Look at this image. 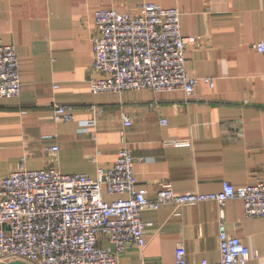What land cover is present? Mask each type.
I'll list each match as a JSON object with an SVG mask.
<instances>
[{
	"label": "crops",
	"instance_id": "1",
	"mask_svg": "<svg viewBox=\"0 0 264 264\" xmlns=\"http://www.w3.org/2000/svg\"><path fill=\"white\" fill-rule=\"evenodd\" d=\"M141 3L177 8L182 35L198 37L185 50L186 71L212 78L213 87L199 82L189 95L91 91L89 80L99 76L90 68L92 15L134 12ZM257 42H264V0H0V45L16 48L21 84L19 96L0 97V177L22 162L28 170L52 166L94 178L126 147L149 200L166 185L181 195L218 192L225 181L234 188L264 181V53L252 48ZM56 106H71L73 120L54 121ZM91 119L94 125H82ZM51 146L55 157L46 153ZM223 213L228 233L250 251L247 264H264V217L247 218L239 199L226 201ZM141 219L145 248L128 245L117 264H173L180 244L189 264L219 261L216 203L164 204L143 210Z\"/></svg>",
	"mask_w": 264,
	"mask_h": 264
},
{
	"label": "built area",
	"instance_id": "2",
	"mask_svg": "<svg viewBox=\"0 0 264 264\" xmlns=\"http://www.w3.org/2000/svg\"><path fill=\"white\" fill-rule=\"evenodd\" d=\"M92 19L95 35L90 68L99 75L89 80L93 93L149 89L181 90L189 95L199 82L214 86L212 78H199L186 71L185 50L198 37L182 35L177 8L153 3H141L134 12L102 8ZM252 48L264 53V42L254 43ZM20 87L16 48L0 45V97H17ZM53 113L54 121L74 118L71 106H56ZM123 120L125 125L130 124L127 117ZM94 123L91 119L82 125ZM57 151V146L46 149L51 157ZM134 163L130 151L122 147L115 164L98 168L94 178L82 173L63 174L52 166L28 170L22 162L0 177V262L18 259L28 264H117L118 254L128 245L140 250L146 246L143 210H157L164 204L177 209L214 202L219 207V261L203 259L200 264L248 263V247L227 231L223 205L239 199L247 218L264 217V181L238 188L225 181L218 192L181 195L166 185L149 200L146 190L137 187ZM104 194L115 198L105 200ZM103 241L115 249L104 248ZM173 264H189L181 244L174 250Z\"/></svg>",
	"mask_w": 264,
	"mask_h": 264
}]
</instances>
